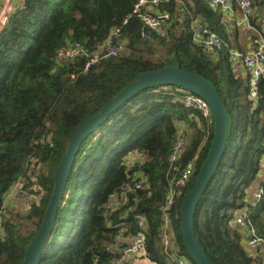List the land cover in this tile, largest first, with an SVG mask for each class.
I'll return each instance as SVG.
<instances>
[{"label": "trees", "instance_id": "trees-1", "mask_svg": "<svg viewBox=\"0 0 264 264\" xmlns=\"http://www.w3.org/2000/svg\"><path fill=\"white\" fill-rule=\"evenodd\" d=\"M137 1L24 0L8 13L0 30V213L8 191L23 179L35 200L19 215L36 227L22 232L3 214L6 234L0 242V264L22 261L43 220L53 174L72 131L142 73L176 64L213 83L230 119L225 154L196 208L200 245L213 264H264L260 254L248 251L243 232L233 224L235 212L246 207L264 240V180L258 204L248 193L264 163V78L258 97L251 98L250 72L230 53L237 49L227 30L231 18L221 9L206 0H158L153 9L169 14V19L161 30L152 31L134 13ZM252 8L256 11L251 22L260 32L264 0H256ZM197 23L218 33L224 48L211 50L195 42ZM116 28L124 49L103 55L86 69ZM146 31L149 38L143 36ZM73 46L81 53L60 61L59 51ZM241 66L244 74L238 72ZM188 93L176 85L145 89L85 139L38 264H120L118 231L126 222L129 232L136 233L138 216L146 223V257L157 264H176L161 242L162 206L180 170L195 157V172L176 200L173 225L177 253L196 264L181 235L180 208L207 157L214 123L187 103ZM181 124L187 125L188 137L172 160ZM142 178L147 186L137 198L127 191L125 203L109 207L114 194L127 190L128 181L135 185Z\"/></svg>", "mask_w": 264, "mask_h": 264}, {"label": "built area", "instance_id": "built-area-1", "mask_svg": "<svg viewBox=\"0 0 264 264\" xmlns=\"http://www.w3.org/2000/svg\"><path fill=\"white\" fill-rule=\"evenodd\" d=\"M213 8H219L225 12L227 18L235 17L237 10L244 15V19H247V15L251 12L252 5L256 0H206ZM158 0H138L134 13L137 14L140 19L148 26L152 31H159L162 29L164 22L169 19V14H157L153 9V4ZM226 21V20H225ZM264 23V18L262 19ZM126 23V21H125ZM258 35L253 39L250 38L252 48L248 52H243L240 49H232L230 53L237 59L250 72V97L256 99L259 95L260 81L264 78V37L261 32H257ZM120 36V28L114 29L105 43L95 52L86 63V68L91 64L97 62L103 55H116L123 44L117 42ZM145 38L150 37L148 31L143 33ZM195 42L203 44L206 48L211 50H221L224 48V41L221 36L213 31L210 27L204 24L197 23L194 26ZM81 53V50L75 46L67 49H61L58 54L60 61L71 60L75 56ZM187 103L196 108L200 117L205 119L208 123L213 121L211 109L204 98L189 91L184 96ZM197 113L193 116L196 117ZM197 118V117H196ZM188 137V131L181 126L176 134V140L174 142V152L172 160H176L181 154L184 148V143ZM196 168V157L188 161L184 168L179 172L178 177L173 182V185L169 188L165 197L164 204L162 206V225H161V242L168 252L172 255L171 258L176 264H193L191 259L185 254L177 253V243L175 238V230L173 225V217L176 216L175 206L176 200L179 195L182 194L183 188L187 186L191 177L193 176ZM146 181L144 178L138 180L135 185H132L130 181L127 182L126 191H122L118 195L114 194L109 203L111 209H116L118 203H125L127 198L126 192L129 191L133 199L139 196V191L146 188ZM14 195L18 198H24L28 193L31 197H35L31 193V190L25 188L24 180L19 179L14 184ZM12 187V188H13ZM10 191H8L9 193ZM7 193V195H8ZM7 197V196H6ZM263 197V190L258 189L253 194V202L258 204ZM5 208L2 210L4 214ZM239 212L235 215L236 223L247 230V240L250 247H258L264 249V240L260 236L257 228L251 224L249 219L248 209L240 208ZM0 213V242L5 236L4 216ZM138 231L136 233L129 232L126 222L122 223L121 228L118 231V242L121 246L120 249V264H157L156 262L146 257V240L147 235L145 232L146 223L143 216H138L137 222ZM140 257V260H135Z\"/></svg>", "mask_w": 264, "mask_h": 264}, {"label": "water", "instance_id": "water-1", "mask_svg": "<svg viewBox=\"0 0 264 264\" xmlns=\"http://www.w3.org/2000/svg\"><path fill=\"white\" fill-rule=\"evenodd\" d=\"M167 85L180 86L201 96L206 100L212 112L213 139L207 157L198 170L191 189L182 201L180 230L188 254L194 262L196 264H213L198 240L195 213L203 193L225 154L230 131L229 113L223 98L212 82L198 73L183 69L177 64L142 73L136 80L114 95L98 113L87 118L72 131L66 152L53 174L54 186L43 220L37 233L27 244L24 257L19 264L39 263L55 227L76 156L85 139L105 123L122 104L141 91Z\"/></svg>", "mask_w": 264, "mask_h": 264}, {"label": "crops", "instance_id": "crops-1", "mask_svg": "<svg viewBox=\"0 0 264 264\" xmlns=\"http://www.w3.org/2000/svg\"><path fill=\"white\" fill-rule=\"evenodd\" d=\"M23 4H24V0H0V30L3 28L4 24L7 21L8 13L11 10H13V9H18V8L22 7ZM253 11L255 13L256 10L253 9ZM241 17H242L241 13L237 11L235 17H233V18H231L229 20V22H228L229 25L227 24L229 29H227V30H228V34H229L230 38L232 39L231 43H232L233 47L237 48V49H240L242 51L248 52L252 48L251 40L248 37L250 35L249 32L250 31L255 32L256 29L255 28H251L252 26H250L247 23H246V25H244L245 27L244 26L241 27L238 24V19H240ZM258 20L260 21L261 17L258 18ZM258 20H257V22H258ZM253 25L256 28H258V25H256L255 23ZM262 26H263V28H262V31H260V32L264 33V23H263ZM241 28L244 31V35L241 33ZM238 72L241 73V74H244L245 70L241 66V67L238 68ZM181 126H184V124H181ZM262 180H264V163H263V169H262V171H261V173L259 175L258 180L255 181L251 185V187L248 189V193H249V197H250L251 202H252L253 194L259 189L260 183H261ZM254 186L257 188L256 190L253 188ZM9 191L10 192L8 193V195L6 197L5 209L7 207L8 208L12 207V208L20 209L21 210L20 213H22V212L23 213H27L28 212V207H29L31 202L29 200H26V199L21 200L23 198L19 199L18 197H16L14 195V187L11 188ZM250 194H252V195L250 196ZM238 212H239V210H237L235 212V215ZM233 224L235 226L239 227L241 229V231L243 232V234H244V244H245V247L248 249V251L251 252L252 254H260L263 257L262 259H264V249L258 248V247L253 248V247L249 246L248 240H247V230L245 228L239 226L236 223L235 217H234Z\"/></svg>", "mask_w": 264, "mask_h": 264}, {"label": "rangeland", "instance_id": "rangeland-1", "mask_svg": "<svg viewBox=\"0 0 264 264\" xmlns=\"http://www.w3.org/2000/svg\"><path fill=\"white\" fill-rule=\"evenodd\" d=\"M238 11V10H237ZM263 13H264V10H263ZM254 11H253V8L251 9V12L247 15V19L245 20L244 19V15L243 14H241V18L240 19H238V24L242 27V26H244V25H246V23L247 24H249L250 26H252L251 28H255L256 29V27L252 24V22H251V20H252V18H251V15H252V17L254 18ZM263 16H264V14H263ZM263 16H261V17H263ZM258 22H259V20H258ZM262 22V21H261ZM245 27V26H244ZM241 33L244 35V31H243V29L241 28ZM250 33V35H251V33L253 34H258L257 32H256V30H255V32H252V31H250L249 32ZM248 33V34H249ZM253 34V35H254ZM263 36H264V34L263 33H261ZM249 35V36H250ZM251 36V39H253L255 36ZM248 36V37H249ZM122 49H124V47H122L121 48V50ZM85 68H86V65H85ZM87 69V68H86ZM182 127H184L186 130H188V127H187V125L186 124H184V126H182ZM133 157V155L130 157V159ZM134 158V157H133ZM132 158V159H133ZM133 160H136V159H133ZM139 162L140 161H142L141 159L140 160H138ZM31 188H32V186H30ZM255 190L257 189L255 186L253 187ZM254 190V191H255ZM253 193V192H252ZM252 194H250V196H251ZM19 199H21V198H19ZM24 199H26V200H29L30 202H31V199L32 200H35V197L33 196V197H31L30 196V194L28 193L27 195H25L24 196V198L23 199H21V200H24ZM65 200V199H64ZM69 207V206H68ZM20 209H16V208H12V207H7L5 210H4V214H5V216L7 215V219H11V220H13V222H16V224L17 225H19V228H20V230L22 231V232H27V231H29V230H34L35 229V225L31 222V221H27L24 217H20V215L19 214H21L22 216L25 214V213H20ZM140 260V257H138L136 260H135V262H137V261H139Z\"/></svg>", "mask_w": 264, "mask_h": 264}]
</instances>
